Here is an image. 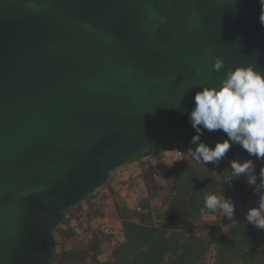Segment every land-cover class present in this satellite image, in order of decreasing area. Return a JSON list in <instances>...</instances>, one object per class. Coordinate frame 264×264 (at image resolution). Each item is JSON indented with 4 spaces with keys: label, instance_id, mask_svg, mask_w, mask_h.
I'll return each mask as SVG.
<instances>
[{
    "label": "water",
    "instance_id": "water-1",
    "mask_svg": "<svg viewBox=\"0 0 264 264\" xmlns=\"http://www.w3.org/2000/svg\"><path fill=\"white\" fill-rule=\"evenodd\" d=\"M260 11L259 0H0V264H51L65 211L131 156L195 147L196 85L241 64L264 71ZM227 156L255 159L238 146Z\"/></svg>",
    "mask_w": 264,
    "mask_h": 264
},
{
    "label": "trees",
    "instance_id": "trees-1",
    "mask_svg": "<svg viewBox=\"0 0 264 264\" xmlns=\"http://www.w3.org/2000/svg\"><path fill=\"white\" fill-rule=\"evenodd\" d=\"M169 149L173 147H163L164 152ZM147 155L156 157L159 153L154 147L146 148L131 156L126 164ZM233 159L244 160L226 156L219 167L211 163L205 166L195 160L178 164L164 171L162 184L156 181L148 163H140L146 193L139 206L141 210L117 203L113 214V219L121 223L123 239L113 244L104 232L93 230L87 242L79 240L84 229L81 224H71L72 218L67 217L70 208L65 211L64 222L53 229L57 244L51 264H204L210 248L215 250L212 264H264V230L244 219L221 232L217 222L205 218L216 212L201 214L204 195L221 189L225 195L258 202V195L245 183V177L237 180L231 176L229 165ZM254 162L258 175L264 160L254 159ZM70 241H74V246L67 248L66 242ZM60 243L64 247L58 251ZM105 244L111 247L107 259L102 258Z\"/></svg>",
    "mask_w": 264,
    "mask_h": 264
},
{
    "label": "clouds",
    "instance_id": "clouds-1",
    "mask_svg": "<svg viewBox=\"0 0 264 264\" xmlns=\"http://www.w3.org/2000/svg\"><path fill=\"white\" fill-rule=\"evenodd\" d=\"M259 22L264 27V0H259ZM259 55V51L255 52ZM224 60L217 57L213 68L220 71ZM199 91L194 96V107L189 123L195 130L191 138L189 155L197 162L219 167L221 161L233 147H239L255 160H264V71L255 63L241 64L228 68L218 84L204 80L196 85ZM221 132L223 140L210 144L202 140L204 132ZM231 176L252 187L258 195V204L248 209L246 221L259 230H264V167L256 174L254 159H233L230 161ZM231 186V183L229 184ZM219 210L224 218L233 220L236 205L231 196L220 192L204 195L201 214Z\"/></svg>",
    "mask_w": 264,
    "mask_h": 264
},
{
    "label": "rangeland",
    "instance_id": "rangeland-1",
    "mask_svg": "<svg viewBox=\"0 0 264 264\" xmlns=\"http://www.w3.org/2000/svg\"><path fill=\"white\" fill-rule=\"evenodd\" d=\"M182 150H185L183 146H180ZM185 147V146H184ZM186 159L181 163L189 162L190 160H194L188 153V150L185 152ZM191 158V159H190ZM155 161V158L150 157V159H142L140 161H134L129 164V169L127 167L122 169H116L111 173V178L107 185L98 189L95 194L90 195L89 197H93L90 200H86L81 203V206L78 209L72 208L68 211L67 217H71V224L74 226L82 225L84 231L80 234L79 240L83 242H87L89 240L91 231V222L95 219H100L103 222H107V224L112 226V235H108L110 237L111 242L113 244L120 239V226L119 221H115L113 219V214L116 211V204H124L131 210H135L136 207H139L140 204L146 198L145 193V185L142 182H139L141 179V164L142 162L148 163L147 166H151L152 162ZM180 163V164H181ZM202 165H205L203 162H200ZM126 165V164H125ZM178 165V164H177ZM124 166V165H123ZM176 164H167L165 166L160 167L163 172L168 169L175 167ZM122 167V166H121ZM140 168V170H139ZM153 170V168H152ZM156 181L162 184L164 181L161 179H156ZM230 196V195H226ZM236 205V209L238 210L233 218V220H228L224 218L222 213L217 210L215 215L211 220L218 223L221 227V232H226L230 226L237 224L238 222L246 219V214L248 212L249 207H255L254 200L244 199L239 196H231ZM77 208V207H76ZM74 209V210H73ZM56 240H57V236ZM67 248H71L74 246V241L66 242ZM64 245L62 243L59 244L58 251L62 249ZM111 251V247L109 244H105L103 246V259H107L109 257ZM215 250L214 248H210L207 252L204 264H212L214 261Z\"/></svg>",
    "mask_w": 264,
    "mask_h": 264
},
{
    "label": "built area",
    "instance_id": "built-area-1",
    "mask_svg": "<svg viewBox=\"0 0 264 264\" xmlns=\"http://www.w3.org/2000/svg\"><path fill=\"white\" fill-rule=\"evenodd\" d=\"M185 152H186V150H182L180 148L175 150L173 148V149H169L168 151L164 152L163 154H159L158 156L154 157L155 161L152 162L151 164H152L155 179L163 180L164 172H163V170L160 169V167L165 166L169 163L176 164V165L180 164L183 160L186 159ZM139 182H142V180L140 179ZM257 204H255V206ZM135 210L140 211L141 208L136 207ZM237 211L238 210L236 209L235 214ZM90 227L92 230H100V231L104 232V234H106V235H112L113 234L112 226L107 224V222H105V221L103 222L100 219L93 220L91 222ZM120 238L123 239L122 236Z\"/></svg>",
    "mask_w": 264,
    "mask_h": 264
},
{
    "label": "crops",
    "instance_id": "crops-1",
    "mask_svg": "<svg viewBox=\"0 0 264 264\" xmlns=\"http://www.w3.org/2000/svg\"><path fill=\"white\" fill-rule=\"evenodd\" d=\"M150 157L154 158V157L151 156V155H147L144 159H150ZM125 167H127V169H129L130 166H129V164H126V165L120 167L119 169H122V168H125ZM117 170H118V169H117ZM139 170H140V168H139ZM213 216H214V215H209V216H206L205 218H206L207 220H211ZM119 226L121 227V223H119Z\"/></svg>",
    "mask_w": 264,
    "mask_h": 264
}]
</instances>
